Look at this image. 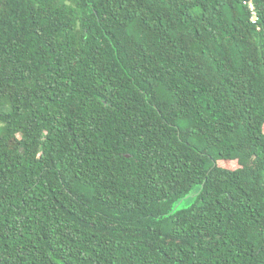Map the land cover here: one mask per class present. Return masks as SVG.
Masks as SVG:
<instances>
[{"label": "trees", "instance_id": "1", "mask_svg": "<svg viewBox=\"0 0 264 264\" xmlns=\"http://www.w3.org/2000/svg\"><path fill=\"white\" fill-rule=\"evenodd\" d=\"M0 264H264V0H0Z\"/></svg>", "mask_w": 264, "mask_h": 264}, {"label": "rangeland", "instance_id": "2", "mask_svg": "<svg viewBox=\"0 0 264 264\" xmlns=\"http://www.w3.org/2000/svg\"><path fill=\"white\" fill-rule=\"evenodd\" d=\"M67 2H70V0H65ZM192 199H185L184 201H182L179 205V209H183V208H187L191 205L192 203Z\"/></svg>", "mask_w": 264, "mask_h": 264}, {"label": "built area", "instance_id": "3", "mask_svg": "<svg viewBox=\"0 0 264 264\" xmlns=\"http://www.w3.org/2000/svg\"><path fill=\"white\" fill-rule=\"evenodd\" d=\"M247 5H248V8H249V10H250V12L252 14L251 20H252L253 23H255L256 22V13H255L254 6H253V4L251 2H248Z\"/></svg>", "mask_w": 264, "mask_h": 264}, {"label": "water", "instance_id": "4", "mask_svg": "<svg viewBox=\"0 0 264 264\" xmlns=\"http://www.w3.org/2000/svg\"><path fill=\"white\" fill-rule=\"evenodd\" d=\"M193 197H194V193H190L188 196H186L185 198L181 199L176 205H175V210H178L179 209V205L182 201H184L185 199H192L193 200Z\"/></svg>", "mask_w": 264, "mask_h": 264}]
</instances>
